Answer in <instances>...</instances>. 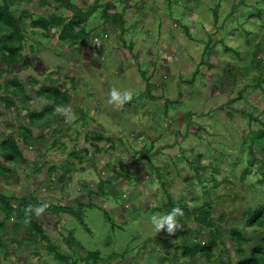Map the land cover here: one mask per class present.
<instances>
[{"label":"rangeland","instance_id":"1","mask_svg":"<svg viewBox=\"0 0 264 264\" xmlns=\"http://www.w3.org/2000/svg\"><path fill=\"white\" fill-rule=\"evenodd\" d=\"M110 1L111 12L125 7L129 27L125 44L99 12L86 25L91 37L76 45L61 42L55 29L45 36L27 19L23 53L30 65L4 72L0 82L16 76L34 95L40 83L50 79L49 73L62 67L60 84L71 94L69 112L62 113L72 125L59 144L42 155L18 136L29 164L4 159L12 170L0 175V189L20 198L33 194L44 205L76 209L83 203L86 225L68 212L38 214V206L35 212L62 251L70 252L64 238L73 231L85 256L86 251L100 250L101 264H157L166 251L181 253L178 232L157 233L151 222L152 215L166 213L164 188L190 208L208 200L223 229L215 254L236 264L229 231L236 229L252 239L264 234V225L252 226L244 216L245 210L264 205L259 160L243 178L252 157L249 140L264 126V84H253L264 76V0ZM235 4L238 8L231 14ZM27 6L36 15L47 10L70 14L56 7L41 8L37 0ZM96 36L103 40L100 48ZM131 41L133 52L128 48ZM255 49L259 50L253 59ZM126 76L135 82L123 85L120 81ZM146 81L150 94L142 95ZM113 87L132 91L133 102L109 103ZM232 98L236 100L227 103ZM42 103L33 96V108ZM19 117L0 103V139L8 133L9 123L17 126ZM50 128L36 129V134H47ZM96 133L105 138L96 139ZM85 147L93 153H84ZM145 148L150 149L147 156L139 153ZM74 149L81 157L71 155ZM255 150L260 157V149ZM42 163L44 167L35 170ZM51 165L56 169L49 176ZM63 169L70 173L62 181L58 176ZM18 215L7 221L0 264H63L40 235L30 234L25 222L14 226ZM190 225L200 227L192 218ZM202 230L200 240L205 241L208 231ZM156 237L168 239L171 246L156 244ZM207 263L206 258L198 259V264Z\"/></svg>","mask_w":264,"mask_h":264},{"label":"trees","instance_id":"2","mask_svg":"<svg viewBox=\"0 0 264 264\" xmlns=\"http://www.w3.org/2000/svg\"><path fill=\"white\" fill-rule=\"evenodd\" d=\"M32 2L33 0H0V80L4 72L9 74L13 73V67L22 66L25 68L30 65V59L23 53L28 39L27 19H30L32 28H40L45 36H49L51 30L55 29V34L61 42L76 45L91 37L92 30L87 29L86 25L90 18L99 12L112 30L118 32V36L124 41V44L126 42L124 35L127 33L129 27L125 17V7L119 11L111 12L110 8L114 4L110 0H106L105 2L94 0L92 3L88 0H80V2H76L75 0H37V4L41 8L56 7L70 12V14H66L63 11L47 10L46 13L37 15L27 6ZM16 6H21V8ZM219 8L220 4L217 3L214 7L216 20L218 19ZM237 8L238 4L233 5L230 13L233 14ZM133 46L134 42L131 41L128 43V48L131 52H133ZM258 50L255 49L253 51V59L257 58ZM135 56L137 55L135 54ZM49 74L50 79L44 80L42 83L30 77L34 84L37 85L40 83L39 87L35 89L34 95L30 94L26 84L16 76L7 78L3 84L0 82V89L4 90V94L0 95V103L8 110H15L20 116L17 119V126L9 123L8 133H6L4 138L0 139V175L7 174L12 170L11 167L6 165L4 159L13 164H29V161L24 155V149L19 143L18 136L21 137L26 146L38 150L42 155L45 151L56 147L61 137L64 136L70 125H72L65 117V114L62 113L64 107L71 105L70 89L68 87H62L60 84L62 67H58V69L51 71ZM72 81L75 82L73 77ZM253 84L255 86L264 84V76H259ZM150 90L151 84L146 81V87L142 95L145 93L150 94ZM33 96L43 102L41 106L36 108L32 107ZM236 98L229 99L227 103L234 102ZM133 99L134 97L127 102L131 104ZM18 102L21 103V107L18 105ZM21 109L25 110V116L21 114ZM191 113V111L188 112V114ZM83 114L85 113L83 112ZM50 126L51 128L47 134H36V129ZM95 136L96 139L102 140L105 138L102 133H96ZM263 136L264 126L258 131H254L253 138L249 140L252 157L243 169V178H245L251 167L259 160V180L262 183H264ZM256 138H259L260 141L256 142ZM93 143L91 141L92 145H94ZM94 146L96 149L99 148L97 144ZM256 147L260 149V157L256 154ZM149 152V148L139 151L142 154L147 153L144 156H147ZM70 153L73 157H81V153L76 151V149ZM84 153H89L87 147H85ZM43 167L44 163L35 165V170H41ZM55 169V165H51L48 168L49 176ZM69 173L70 171L64 170L58 178L60 177L63 181ZM164 192L166 202L162 208L166 212L177 205L183 209V215L178 216V220L183 226L177 230L181 239L179 242L182 251L181 253L175 252L172 255L166 251L165 254L168 255L161 256L157 264H164L165 261L169 262V264H198V259L202 258H206L208 261L207 264H231L227 259L216 256L214 251V247L219 244L223 236V229L213 217L212 202L206 200L201 205L190 208L188 203L177 200L167 188H164ZM88 200L87 204L93 206L94 204L91 203V199ZM15 202H18V204L16 205ZM40 205L44 204L33 194H25L20 198L17 195L8 194L0 189V211L4 214V217L0 219V248L6 247L2 235L5 233L7 221L14 218L19 212L18 221L14 223V226L17 227L21 222H25L30 234L40 235L46 241L47 248L63 264H80L81 261H84L86 264H101L100 250L86 251L87 256H85L82 253V251H85V247L76 238L73 231H68V234L64 238L65 245L70 252L62 251L60 246L54 243L46 233L43 224L38 222L35 209ZM22 206L24 210H21ZM77 208L49 204L45 205L44 210H53L54 212L60 213L68 212L76 216L82 224L86 225L82 211L83 203L80 202ZM244 216L250 225L263 226L264 205H258L253 209L249 208L245 210ZM107 217L110 218L108 215ZM190 218L200 227H192L190 225ZM202 227L207 228L208 231L205 241L200 240V236L203 233ZM229 234L238 255L236 264H264V234L254 239L244 233H238L236 229H231ZM155 243L163 245L165 248L171 246L168 239L162 237H156Z\"/></svg>","mask_w":264,"mask_h":264},{"label":"clouds","instance_id":"3","mask_svg":"<svg viewBox=\"0 0 264 264\" xmlns=\"http://www.w3.org/2000/svg\"><path fill=\"white\" fill-rule=\"evenodd\" d=\"M133 96L132 91L124 90L121 92L116 87L110 89L109 103L115 102L117 106H121L127 101L131 100ZM61 110V109H58ZM62 111L67 114L69 112L68 107H64ZM45 205H40L37 207V213L43 212ZM183 215V209L181 207L174 206L170 211L164 213L163 215H152L151 222L157 233L161 230H165L168 234H174L183 225L178 220V216Z\"/></svg>","mask_w":264,"mask_h":264},{"label":"crops","instance_id":"4","mask_svg":"<svg viewBox=\"0 0 264 264\" xmlns=\"http://www.w3.org/2000/svg\"><path fill=\"white\" fill-rule=\"evenodd\" d=\"M131 79H132V80H131ZM131 79H129V76H126V77L123 78V80L121 79L120 82H123V85H126V86H127V85H129L128 83H130V82L132 83V81L135 82L134 77L131 78ZM129 87H130V86H129ZM100 109H101V108H100ZM100 109H99V110H100ZM102 128H103V127H102ZM85 139H86V137H85ZM89 150H90V149H89ZM89 153H93V151L90 150ZM102 180H103V179H102ZM104 180H105V179H104Z\"/></svg>","mask_w":264,"mask_h":264},{"label":"built area","instance_id":"5","mask_svg":"<svg viewBox=\"0 0 264 264\" xmlns=\"http://www.w3.org/2000/svg\"><path fill=\"white\" fill-rule=\"evenodd\" d=\"M95 42H96L97 48H100L101 44L103 43V40L100 39L99 37H95Z\"/></svg>","mask_w":264,"mask_h":264}]
</instances>
